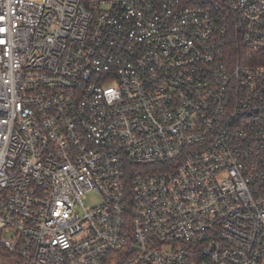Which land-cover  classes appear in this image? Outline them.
Segmentation results:
<instances>
[{
  "label": "built area",
  "instance_id": "2783aa9c",
  "mask_svg": "<svg viewBox=\"0 0 264 264\" xmlns=\"http://www.w3.org/2000/svg\"><path fill=\"white\" fill-rule=\"evenodd\" d=\"M0 264H264V0H0Z\"/></svg>",
  "mask_w": 264,
  "mask_h": 264
},
{
  "label": "rangeland",
  "instance_id": "374dc122",
  "mask_svg": "<svg viewBox=\"0 0 264 264\" xmlns=\"http://www.w3.org/2000/svg\"><path fill=\"white\" fill-rule=\"evenodd\" d=\"M84 203L87 207L99 205L101 203V198L97 195H90Z\"/></svg>",
  "mask_w": 264,
  "mask_h": 264
}]
</instances>
